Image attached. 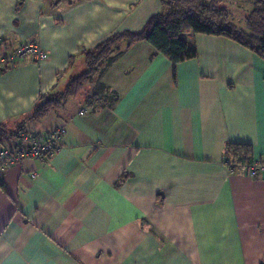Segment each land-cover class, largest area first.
Instances as JSON below:
<instances>
[{"label": "crops", "instance_id": "obj_1", "mask_svg": "<svg viewBox=\"0 0 264 264\" xmlns=\"http://www.w3.org/2000/svg\"><path fill=\"white\" fill-rule=\"evenodd\" d=\"M161 9V0H0V42L49 53L0 71V124L67 128L53 157L24 158L0 181V264H264V178L225 163L229 143L264 157L255 51L188 33L198 57L174 65L146 41H123L95 104L87 87L32 119L88 70L85 49L141 31Z\"/></svg>", "mask_w": 264, "mask_h": 264}, {"label": "trees", "instance_id": "obj_2", "mask_svg": "<svg viewBox=\"0 0 264 264\" xmlns=\"http://www.w3.org/2000/svg\"><path fill=\"white\" fill-rule=\"evenodd\" d=\"M51 2L56 7L61 3L71 4L75 0H51ZM225 2L226 0H161V11L153 15L141 31L119 32L94 49H85L83 52L88 70L72 78L63 94L43 98L34 108L32 119L42 121L51 111L63 106L69 98L79 94L85 86L93 82L96 76H102L122 54L119 48L123 41H128L129 45L146 41L177 65L198 57L197 48L188 41L186 34L225 35L264 58V0H253L254 9L247 18L245 31L233 25L228 9L222 6ZM100 87L91 98L92 104L98 100L97 97L103 91L104 85ZM22 131L28 129L21 126L10 131L4 124H0V147L16 140ZM230 157L251 163L255 160L253 146L229 143L225 161Z\"/></svg>", "mask_w": 264, "mask_h": 264}, {"label": "built area", "instance_id": "obj_3", "mask_svg": "<svg viewBox=\"0 0 264 264\" xmlns=\"http://www.w3.org/2000/svg\"><path fill=\"white\" fill-rule=\"evenodd\" d=\"M48 58L49 53L36 41L26 42L17 47L0 42V71L16 68L28 59L42 63ZM66 132L65 125L47 133L22 131L16 140L0 147V181L10 165L24 158L46 161L53 157L60 151ZM225 163L231 174L242 172L253 178H264V157L251 163L230 157Z\"/></svg>", "mask_w": 264, "mask_h": 264}, {"label": "rangeland", "instance_id": "obj_4", "mask_svg": "<svg viewBox=\"0 0 264 264\" xmlns=\"http://www.w3.org/2000/svg\"><path fill=\"white\" fill-rule=\"evenodd\" d=\"M252 5H253V9H254L253 0H226V2L222 4L223 7H226L228 9L231 20L233 18V20H234V22H232L233 25L236 26L240 30H242V28H244L243 29L244 31L247 30L246 26L243 24L244 23L243 22L244 17L247 15L248 12H250ZM245 24H246V21H245ZM186 38H188V34H186ZM102 68H103V65H102L101 69ZM100 78H101L100 75L96 76L95 79L93 80V82L88 84L87 86H85L84 89H86L88 87L87 92L89 94L91 93L94 96L95 92H97V90H100V88H99L100 87V85H99ZM111 96L113 97V94H111Z\"/></svg>", "mask_w": 264, "mask_h": 264}]
</instances>
